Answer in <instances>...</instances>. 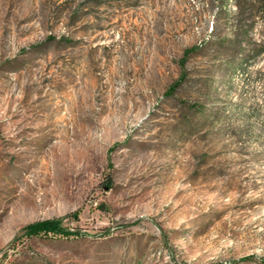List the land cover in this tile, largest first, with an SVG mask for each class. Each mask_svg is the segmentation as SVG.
<instances>
[{"label":"rangeland","instance_id":"374dc122","mask_svg":"<svg viewBox=\"0 0 264 264\" xmlns=\"http://www.w3.org/2000/svg\"><path fill=\"white\" fill-rule=\"evenodd\" d=\"M0 264H264V0H0Z\"/></svg>","mask_w":264,"mask_h":264},{"label":"trees","instance_id":"16d2710c","mask_svg":"<svg viewBox=\"0 0 264 264\" xmlns=\"http://www.w3.org/2000/svg\"><path fill=\"white\" fill-rule=\"evenodd\" d=\"M196 50V47L189 48L185 51L184 58L182 60V67L185 66L188 55ZM184 80V75L182 74L179 80L170 88L168 94L173 93L176 88ZM109 179V178H108ZM107 184L112 185L111 181H108ZM22 235L26 237H37V236H61V237H71L73 235H78L77 231H70L63 227L62 220H44L32 223L22 229Z\"/></svg>","mask_w":264,"mask_h":264}]
</instances>
